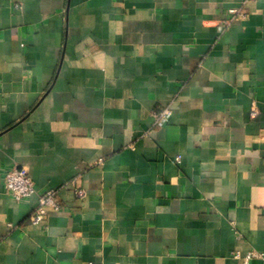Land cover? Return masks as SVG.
<instances>
[{"label": "crops", "instance_id": "obj_1", "mask_svg": "<svg viewBox=\"0 0 264 264\" xmlns=\"http://www.w3.org/2000/svg\"><path fill=\"white\" fill-rule=\"evenodd\" d=\"M230 9L244 17L224 27ZM13 167L61 209L30 223L37 195L4 193ZM251 250L264 255V0H0V264Z\"/></svg>", "mask_w": 264, "mask_h": 264}, {"label": "built area", "instance_id": "obj_2", "mask_svg": "<svg viewBox=\"0 0 264 264\" xmlns=\"http://www.w3.org/2000/svg\"><path fill=\"white\" fill-rule=\"evenodd\" d=\"M239 17H244V13L238 9L229 10V18L222 22L224 27L230 26ZM171 111L163 109L155 115V125L163 126L170 118ZM179 161V157L175 158ZM4 193L11 196L15 201L20 202L29 199L36 194L33 181L28 171L23 167H13L4 174L3 179ZM71 193L78 200H83L86 196L84 188L77 183L72 182ZM37 195V203L29 216V222L38 224L45 220L47 209L59 211L61 203L59 202V189H47ZM230 257L240 260L242 264H249L254 259L264 260V255L258 251L251 250L245 254L240 252H232ZM91 264V263H90Z\"/></svg>", "mask_w": 264, "mask_h": 264}]
</instances>
